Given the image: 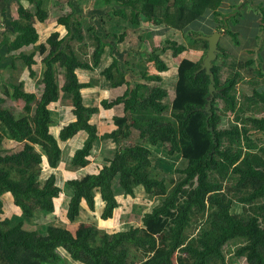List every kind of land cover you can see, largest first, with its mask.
I'll use <instances>...</instances> for the list:
<instances>
[{"label":"trees","instance_id":"obj_1","mask_svg":"<svg viewBox=\"0 0 264 264\" xmlns=\"http://www.w3.org/2000/svg\"><path fill=\"white\" fill-rule=\"evenodd\" d=\"M22 1L26 3H18V16L12 22L14 40L7 38L0 44L7 46L4 58L10 61L11 73L0 84V264H33L28 255L38 257L40 252L49 253L57 247L65 248L64 253L80 264H129L130 251L142 254L140 264H170L171 249L181 247L204 202L209 204L206 224L180 248L187 264H230L227 253L239 260L231 264H264V170L259 168L264 159V91L255 89L248 105L263 112L250 119L254 126L246 122L244 128L227 126L220 107L224 101L225 111L237 110V90L245 80L240 69L251 67L255 59L247 63L234 59L220 46L223 52L218 60L223 58L229 67L219 66L218 60L214 63L219 92L212 102V116L205 111L210 79L205 71L198 73L208 43L196 38L201 30L195 27L208 10L213 8L219 24L212 31L204 30V35L219 30L231 35L236 44L242 43L239 31L221 19L222 12L216 9L224 0H93L98 6H109L119 18L102 20L107 29L104 37L92 19L76 16L78 9L70 4L71 10H62L57 20L67 34L55 31L44 41L36 27L49 17L43 1ZM129 11L138 18L137 26L153 23L183 32L188 38L185 44L166 39L162 48L153 47L148 62L155 67L154 74L142 64L138 78L131 81L126 63L118 55L126 33L112 25L129 20ZM231 22L236 25L238 16ZM30 46L32 52L23 51ZM168 52L179 61L175 103L162 87L161 73L169 70L163 57ZM37 56L43 57L39 97L26 91L21 74L27 69L35 77ZM58 69L64 76L61 86L56 79ZM81 69L98 71L111 89L127 88L112 101L102 99L101 106L89 105L81 91L97 86V81L80 82L77 70ZM141 80L150 82V87ZM61 93L68 99L65 112H58ZM8 98L35 102L32 114L14 113L4 106ZM121 104L123 116L104 117L114 128L101 133L96 119L101 107L109 111ZM67 113L73 119L56 134L52 130L55 115ZM258 132L262 138H254ZM5 139L18 145L7 149ZM80 139L82 145L72 148L70 154V164L76 169L65 171L61 181L57 173L64 152L61 143ZM130 141L134 145L127 146ZM99 145L94 171L79 175L78 170L92 164L93 150ZM154 150L169 158L187 156L173 168L174 179L169 184L153 166ZM222 181L231 183L236 201L222 195ZM141 189L148 203L131 206V218L139 222L132 220L136 224L128 229L101 236L95 226L78 224L83 213L97 215L98 196L104 204L99 220L107 222L121 208L118 195L136 199ZM236 206L243 207L241 215L235 213ZM37 212H60L70 228H30L28 221L35 219ZM160 240L169 244L168 255Z\"/></svg>","mask_w":264,"mask_h":264},{"label":"rangeland","instance_id":"obj_2","mask_svg":"<svg viewBox=\"0 0 264 264\" xmlns=\"http://www.w3.org/2000/svg\"><path fill=\"white\" fill-rule=\"evenodd\" d=\"M17 1L18 0H14ZM34 1H39V0H34ZM41 1V0H40ZM43 1V9L46 10L49 13L48 19L44 23H36V26H38V31L41 34V40H46L48 36H50V33L53 31H60L62 35H66L67 32L66 30L60 26L57 22L58 17L57 16L59 13H63L62 10H71V5H73L76 9L79 7L77 15H81L85 19H92L95 23V25L98 27L99 33L104 37L106 36L105 31L107 30L105 26L102 25V20L105 21H118L119 18L115 17L114 12L112 9H110L109 6H98L96 3L93 2V0H72V2L69 4L68 0H65L67 2H63L61 0L60 3L58 4V0H42ZM17 2H14L15 5L18 4ZM235 3H238L239 6H235ZM29 4H27L28 6ZM245 0H224V3L217 7L216 9L221 11V19L226 20V23L230 27H232L234 30L240 31L241 27L239 24L233 25L234 23L231 22L232 17L234 18L235 16H238V18L241 20L244 18L245 15H252L251 12L249 11V8L245 7ZM29 7V6H28ZM64 8V9H63ZM264 8V7H263ZM241 10V12H240ZM13 12H14V7H13ZM61 13V14H62ZM130 19L126 21H121L119 23H112V25L116 26V29L120 33H126V39L119 44V57L122 60V62L126 63L124 64V68L127 69L126 75L127 79L129 81L138 78V74L141 72V67L142 64H145L146 67L148 68V71L150 74H154L155 72V67L153 66L152 63L148 62V52L153 48H162L164 46V42L166 39H173L177 41L179 44H185L188 43V38L186 37L187 35L184 34L183 32H179L177 30L169 29L167 27H157L153 23H147L145 26L142 24L140 26H137L134 22L138 20V18L135 17L133 13L130 11L128 12ZM257 14V13H255ZM205 15H202L203 17ZM251 18V17H250ZM200 23L195 27L197 31L201 30V35H204V30L207 31H212L216 27L217 24H219L217 21L214 19V10L211 8L208 10L207 16L200 18ZM243 24V22H240ZM118 24V25H117ZM101 25V28L99 26ZM260 25L255 26L254 28L258 29ZM65 31H64V30ZM203 29V30H202ZM263 32L261 34L262 38L260 41L259 48L257 47V54L261 53V48L262 49V54H264V28ZM144 30V31H143ZM226 32V31H225ZM242 33V31H241ZM239 35L240 41L246 40V35L245 33H242ZM227 35L226 37L222 38V42L224 43V46L221 44V46L226 48L228 45L227 49L229 52H231V57L232 58H237V60L245 62L247 61L246 54L245 57L242 55L240 57L239 49H243V46L241 47H233L229 45V43L226 42V38L230 37V43L235 41L231 35L228 33H224ZM142 37V39H139V37ZM199 36V35H198ZM108 41V40H107ZM110 41L112 39L110 38ZM225 41V42H224ZM239 45V44H238ZM224 48V49H225ZM22 50V49H21ZM24 52H32L33 48L27 47L23 49ZM241 52V51H240ZM236 55V56H235ZM198 56V54H197ZM182 58V56H180ZM42 56H37V64L33 66V69L35 70V77H31L30 74L28 73L27 69H25L21 74L22 78L25 83V89L28 92H33L39 97L40 93L42 92V85L40 83L41 78H42V72H43V64H42ZM198 58V57H197ZM163 60L168 65L169 70L161 73V76L163 77V82H162V87L165 88L168 92L169 99L174 102L176 99V94H175V84L172 83L171 79H174V76H176V81H177V64L179 61L176 59H173L171 56V52H168L166 55H164ZM217 64L220 66H224L225 60L223 58H220L217 61ZM242 71L243 75L250 77V81L252 84L249 86L240 84L238 87V95L237 97V103H236V111H225L226 104L224 101H221L220 107L223 109L222 114L224 115V120L225 124L227 126H230L233 128L236 126V124L241 128L245 127V122L248 123V126H254V123L250 120H254L253 116H261L263 115V112L256 111L254 108H248V105L250 103V99L254 95V90L258 89L260 91H264V80L260 79V70L258 69V66H251V67H244L240 69ZM229 73V72H228ZM78 78L81 82L87 83L89 82L92 78H94L97 83V86L90 87V88H84L82 89V94H84L87 102L89 105H95V106H101L100 102L102 99H107L109 101H112L116 99L118 96H121L124 94L126 90V86H122L116 89H111L110 87L105 85V79L104 77L99 74L98 71L92 72L89 70H79L77 72ZM230 75V73H229ZM10 78V77H9ZM7 78V79H9ZM56 79L58 84L61 86L64 82V76L62 73V70L60 71L59 69L56 71ZM175 81V82H176ZM143 84H146L150 87L149 83L147 81H140ZM1 84V81H0ZM153 86V84L151 85ZM177 91V87H176ZM2 92V91H1ZM62 99H61V104L63 106H69L68 104V99L64 98V94L61 93ZM175 103V102H174ZM60 104V106H61ZM35 102H32L30 104L26 103L23 100H13L11 98H8L4 104L5 107L11 109L14 113L16 114H24V115H31L34 109ZM67 106V107H68ZM123 107L124 105H119L118 107H115L109 111L103 110L101 107V111L98 113V116L96 119H99L101 122L102 126V132H110L114 128L113 125H107L103 123L104 116L106 114L110 115H121L123 116ZM58 112H61L60 110ZM107 116V115H106ZM111 117V116H110ZM72 118V117H71ZM73 119V118H72ZM103 119V120H102ZM65 120H67L65 116ZM55 123L53 125V131L56 133L57 131H60L62 127L65 125V121L62 123L58 119V115H55ZM264 135V134H263ZM262 133H257L256 135H253L254 138L261 137L262 138ZM137 137V136H136ZM135 137V138H136ZM82 139L78 140L77 142L69 143L68 145H64L63 149V156H62V161L61 163L65 166V168H68V170H75L76 168H73L71 166V149L76 148L81 144ZM3 145L5 148L10 149L14 148L18 145L17 142L5 139L3 141ZM102 145V144H101ZM101 145L96 146L93 150L94 156L92 157V161L94 163V166L97 165L98 161V153L101 150ZM132 146L134 145L133 141H130L127 143V146ZM236 146V149L239 148V144L236 143L234 144ZM123 147V146H122ZM40 150V148H39ZM182 158H187L185 154L181 156ZM182 158H169L164 154L163 151H157L154 150V155H153V166L157 168V172H160L161 175H164L167 178L168 184L172 181L173 178V168L177 166L178 163H180V160ZM183 161V160H182ZM259 168L261 170H264V159L260 163ZM58 170V169H57ZM81 170V169H80ZM78 170V171H80ZM85 171H80L79 175L84 174L87 172L86 169ZM92 170V169H88ZM62 174V172L60 171ZM61 174H58L61 176ZM235 181H238V178L235 177ZM226 182V181H224ZM222 183L224 184V190H222V195H225L227 198H231L234 201H236L237 197L230 192V187L232 186L231 183ZM228 195V196H227ZM136 199H131L130 197H124L123 195H118V199L120 200L121 203V208L116 211L115 216L112 220L107 221V222H102L99 220L101 208L103 207V203L100 200V197H97V215H93L92 213H83L80 220L78 221V224H83V223H88L91 226H95L100 235L102 236L103 233H114L115 231L118 232L119 230H126L128 229L129 226L136 224L135 221L132 220H137L139 222V219L137 218H131L133 216L131 214V206L133 204H141L142 201L144 203L145 200L147 201V196L144 194L143 189L141 191L137 190V195ZM67 199V197L65 196ZM207 202V201H206ZM209 204L203 203L202 209H200L199 214L197 215L195 221L191 222V228H189L187 233L184 235V242L182 245L190 243L192 238L196 236L200 229L203 228V226L206 224L209 216V211H208ZM243 207L241 206H236L235 207V213L237 215H241ZM35 219L28 221L29 222V227L33 229H39V231H43L45 226H69L68 223L64 220L62 217V214L60 212H56L54 214H49L45 212H37L36 213ZM15 219H19L18 216L15 215ZM77 224V225H78ZM161 245H166L167 246V251L166 254L168 255L169 252V244H165L162 242V240L159 241ZM181 245V247H182ZM180 247V248H181ZM180 248H175L171 249L170 254L168 255L169 260L167 259V255L165 257L166 260L169 261L170 264H187V257L186 255L182 254L180 252ZM65 248H56L53 249L49 253L45 252H40L41 254L38 257H35L33 255H28V258L33 264H80V263H75L71 260L70 255L66 252ZM3 252L2 244H0V259H1V254ZM128 263L129 264H140L143 262L144 258L142 257L141 253H136L134 251H130L129 257H128ZM227 260L231 264L232 261L238 262L239 260H236L235 257L232 254L227 253Z\"/></svg>","mask_w":264,"mask_h":264},{"label":"crops","instance_id":"obj_3","mask_svg":"<svg viewBox=\"0 0 264 264\" xmlns=\"http://www.w3.org/2000/svg\"><path fill=\"white\" fill-rule=\"evenodd\" d=\"M63 1L64 2H67L65 0H63ZM14 2H17V1H14V0H0V44L4 40H7V38H11L12 40H14V34H13V30H12V22H13V20L15 18H17V16H18V8H19V4H16L15 5ZM19 2L26 3L25 1H22V0H18L17 3H19ZM71 2H72V0H68V3L69 4ZM59 3H60V1L58 0V4ZM74 3H75V0H74ZM245 4H246V6H244V8L245 7L246 8L248 7L249 8V11H247V12H251L252 15H245L244 18H242L241 20L239 19V22L237 24H239V26L241 27L239 33H241V31H242V33H245L246 40L241 41L242 43L240 45H238V44L235 43V41H233V42L230 43V39H229L230 37H227L226 38V42L229 43V45H231L233 47H241V46H243V49H239V52H238L240 54V57H242V55L246 54L247 61L245 60V63H247L249 61V59H251V58L255 59L254 65H251V66H255V65L258 66V69L260 70V72H259L260 73V79H263L264 80V54H262L263 47L261 48V53H258V55H256L257 54V47L259 48V45L261 44L260 43L261 38H262L261 34L263 32V29H261V28H264V22H263L264 0H245ZM13 7H14V12H13ZM239 8H240V5H239ZM77 9L79 10V7H77ZM61 13H59L57 16H60ZM255 13H257V14H255ZM240 22H243V24H241ZM257 22H258V25H260V27L258 29L254 28L255 26H257ZM36 27L38 28V26H36ZM53 32H55V31H53ZM226 36L227 35L223 34L222 38L223 37H226ZM222 41L223 40H221V42H220V46H221V44L224 46V43ZM224 48H223V50H224ZM227 49H229L228 48V45L226 46L225 50L227 52H229ZM6 52H7V46L6 45H2L0 47V56L2 57V61L0 62V81L3 78L4 79L9 78L10 77V74H11L10 73V61H8V60L6 61V59L4 58V56L6 55ZM229 54H232V53L229 52ZM244 57H245V55H244ZM178 65L179 64H177V67H178ZM224 66L229 67L228 65H226V62L224 64ZM225 70H227V68H225ZM78 71L79 70H77V72ZM248 76L249 75H247V76L244 75L245 80L241 84H244V85H247V86H249L250 84H252L251 81L249 80L250 77H248ZM171 81H173L172 83L175 84L176 83L175 82L176 81V76H174V79L172 78ZM85 101H86V103H88L87 100H86V98H85ZM67 106H63L61 104L59 110L61 112H65V108H67ZM106 115L104 116L105 118L109 117L108 114H106ZM66 118H67V120H65V116L64 117H58L59 121L61 123L63 121H65V124L67 122H70L72 120V118L68 117V113H67ZM98 123L100 125V131H101V133H104V132H102V126L103 125L101 124L100 121ZM103 123L104 124H107V125H112V124H109V122H106L104 120H103ZM59 132L60 131H57L56 134H59ZM71 142L75 143V142H77V140L76 141H71ZM71 142L61 143L62 148H63L64 145H68ZM98 155H99V153H98ZM85 169L87 170V172H85V173L94 171V163H93V161H92V164L88 168H85ZM88 169H92V170H88ZM82 170L85 171L84 169H81L80 171H82ZM60 171L62 172V174L60 173ZM65 171H68V168H65V166L62 163H60V166H59V168L57 170V173L58 174H61V176H60L61 181H64V172ZM80 171H77V173L79 174ZM81 175H83V174H81Z\"/></svg>","mask_w":264,"mask_h":264},{"label":"water","instance_id":"obj_4","mask_svg":"<svg viewBox=\"0 0 264 264\" xmlns=\"http://www.w3.org/2000/svg\"><path fill=\"white\" fill-rule=\"evenodd\" d=\"M223 33L219 30H215L210 35H199L196 38L206 40L208 43V49L206 52V56L201 63L200 69L198 73L201 71H205L206 75L210 79L209 84V96L207 98V104L205 106V111L209 112L210 116H212L211 108L212 102L214 101L215 95H217L218 88L216 82V76L214 72V63L218 60L220 54H222V50L220 48V42L222 40ZM208 129L213 132V128L208 126Z\"/></svg>","mask_w":264,"mask_h":264}]
</instances>
